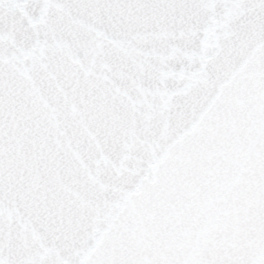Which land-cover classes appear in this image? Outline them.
Here are the masks:
<instances>
[{"label":"snow or ice","instance_id":"6c2138e0","mask_svg":"<svg viewBox=\"0 0 264 264\" xmlns=\"http://www.w3.org/2000/svg\"><path fill=\"white\" fill-rule=\"evenodd\" d=\"M0 264H264V0H0Z\"/></svg>","mask_w":264,"mask_h":264}]
</instances>
